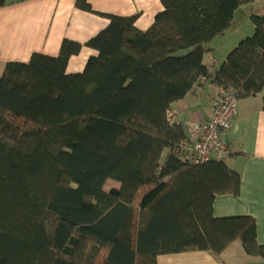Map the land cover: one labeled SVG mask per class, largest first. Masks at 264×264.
Returning a JSON list of instances; mask_svg holds the SVG:
<instances>
[{
  "label": "trees",
  "instance_id": "obj_1",
  "mask_svg": "<svg viewBox=\"0 0 264 264\" xmlns=\"http://www.w3.org/2000/svg\"><path fill=\"white\" fill-rule=\"evenodd\" d=\"M254 0H161L146 31L136 16L77 9L108 26L86 43L97 52L68 74L84 45L64 40L58 57L11 62L0 79V264H158V257L235 242L264 260L256 221L217 219L220 196H239L225 161L183 155L186 129L168 117L203 80L239 100L264 90V15L216 74L210 45ZM7 0H0V9Z\"/></svg>",
  "mask_w": 264,
  "mask_h": 264
},
{
  "label": "crops",
  "instance_id": "obj_2",
  "mask_svg": "<svg viewBox=\"0 0 264 264\" xmlns=\"http://www.w3.org/2000/svg\"><path fill=\"white\" fill-rule=\"evenodd\" d=\"M88 1L97 13L136 16V26L142 31L148 30L164 9L161 0ZM76 2L7 0L6 6L0 9V79L8 63L28 62L33 54L58 57L64 40L84 45L81 53L71 58L67 69L68 74L83 72L88 60L97 56L96 51L85 46L86 43L103 31L109 20L77 9ZM253 4L264 6V0H254ZM259 13L264 15V7ZM231 29L210 45L213 51L204 57L203 63L212 75L219 71L239 42L255 31L253 23L228 35ZM219 92L212 82L203 80L191 94L171 107L175 113L171 122L183 125L188 135L183 148L186 159L193 157L191 125L210 116ZM224 139L230 150L225 162L241 175L242 185L239 196H220L215 200L214 217L253 218L257 224L258 243L264 246V90L255 97L240 100L238 115ZM158 264H264V260L248 256L242 243L237 241L220 257L206 252L164 255L158 257Z\"/></svg>",
  "mask_w": 264,
  "mask_h": 264
},
{
  "label": "built area",
  "instance_id": "obj_3",
  "mask_svg": "<svg viewBox=\"0 0 264 264\" xmlns=\"http://www.w3.org/2000/svg\"><path fill=\"white\" fill-rule=\"evenodd\" d=\"M239 98L236 91H220L210 116L202 122L193 123L191 129L194 137V164H204L212 160L226 161L230 156L224 135L231 129L239 111ZM170 121L175 113L170 111ZM185 146V144H184Z\"/></svg>",
  "mask_w": 264,
  "mask_h": 264
},
{
  "label": "rangeland",
  "instance_id": "obj_4",
  "mask_svg": "<svg viewBox=\"0 0 264 264\" xmlns=\"http://www.w3.org/2000/svg\"><path fill=\"white\" fill-rule=\"evenodd\" d=\"M264 6H254V4L246 5L242 9L239 10V12L236 15V20L233 25V30L231 29L228 35H232L236 30H243L245 27L250 25L252 22H250V16L253 14H260L259 10ZM252 21V20H251ZM247 38V37H245Z\"/></svg>",
  "mask_w": 264,
  "mask_h": 264
}]
</instances>
